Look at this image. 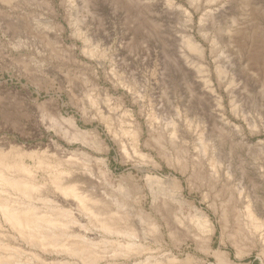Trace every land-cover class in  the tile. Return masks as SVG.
Masks as SVG:
<instances>
[{
  "label": "rangeland",
  "instance_id": "obj_1",
  "mask_svg": "<svg viewBox=\"0 0 264 264\" xmlns=\"http://www.w3.org/2000/svg\"><path fill=\"white\" fill-rule=\"evenodd\" d=\"M0 157L64 210L0 264H264V0H0Z\"/></svg>",
  "mask_w": 264,
  "mask_h": 264
},
{
  "label": "bare ground",
  "instance_id": "obj_2",
  "mask_svg": "<svg viewBox=\"0 0 264 264\" xmlns=\"http://www.w3.org/2000/svg\"><path fill=\"white\" fill-rule=\"evenodd\" d=\"M190 48L191 49H196V48L198 49V47H196V45L193 42H190ZM92 54L93 53H91V56H92ZM127 134L130 136V141H132V143H133L132 146H133L134 155L139 157L140 159L144 158V155L139 151V149L137 147L138 146V144H137V142H138L137 131L131 130V131L127 132ZM209 162H210V160H209ZM10 166L11 165L5 164L3 161H1V157H0V221H1V223L3 222L5 224L9 225L12 229H14V230L18 231L19 233L24 234L26 237H29L32 239L33 238L39 239V236L42 235V231L44 229H51V227H52V229L54 227H61V224H64V223H62L58 219H55L54 213L57 215L58 214L63 215L64 210H62V209L38 210L36 207H33L32 205H30L28 203V200L33 201V199H34L33 194H35L34 191L37 189V186L34 185V183H32L33 181L30 182L29 180H26L25 177L21 178V177L14 176L11 174V172H13V170L24 172V174H25V173H27V169H25L19 165H18L19 168L17 166H11V167ZM209 167L211 168V170L214 171V173L218 172L217 171V165L214 164L212 162V160L209 163ZM54 186H55L56 191L60 192V194H62V196L72 197L73 199H75L77 201V204L79 205V207L82 210H85L87 213L90 214V216L91 215L94 216V214H93L94 212L92 211L91 207L89 206L90 203H87L90 201L88 200L87 197H86L87 198L86 199L85 196H82L81 194H79L74 186H72V185L71 186H62L59 183H55ZM9 190H12L15 194H17L19 199H14L12 197H9L10 195H8V197H5L4 194L5 193L7 194L9 192ZM24 198L27 199L26 202L21 201ZM244 208H245V210H243V216L245 217L246 222L244 224H242L243 230L246 231L247 234L252 235L253 237L258 236L259 241L262 244H264V221L257 218V216L254 214V212L251 210L249 203H247V205ZM94 217H93V219H94ZM100 217H102V216H100ZM58 218H60V217H58ZM63 218L64 217H62V219ZM98 218H99V216H98ZM98 221L99 220L97 219V222ZM108 221H109V219H108ZM93 222H95V221H93ZM110 223L111 222H109V224ZM101 226L103 227L104 225L101 224ZM104 228H105V226H104ZM127 229H128V227H127ZM199 229L201 231L206 232V233H211L213 231V228L210 226V224L208 223V220L205 216L200 218ZM50 233H52V232H50ZM49 235H53V233L49 234ZM25 236H24V238H25ZM42 236L45 237L44 234ZM41 239L43 240V238H41ZM33 241H34V239H33ZM33 241L31 242V239H30L29 242H31L33 244ZM54 243H56V242H54ZM59 245H61V244H59ZM152 261H153V259H152ZM155 264H157V262Z\"/></svg>",
  "mask_w": 264,
  "mask_h": 264
}]
</instances>
